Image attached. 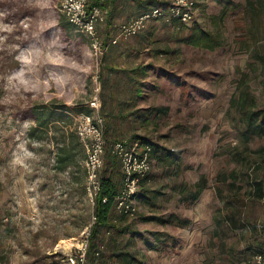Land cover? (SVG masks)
Instances as JSON below:
<instances>
[{
	"label": "rangeland",
	"instance_id": "374dc122",
	"mask_svg": "<svg viewBox=\"0 0 264 264\" xmlns=\"http://www.w3.org/2000/svg\"><path fill=\"white\" fill-rule=\"evenodd\" d=\"M167 1L115 0L101 38ZM194 1L198 28L223 38L215 51L180 44L188 27L152 20L96 58L87 37L64 25L60 0H0V264H71L75 250L56 246L78 241L92 222L83 152L60 171L59 133H29L32 114L54 104L70 108L72 130L79 107L102 117L107 151L133 139L156 146L138 214L110 212L96 228L93 264H119L122 253L134 264H234L225 257L248 232L264 249V138L246 142L230 106L246 86L264 109V0ZM112 160L107 153L101 178L117 192L122 173Z\"/></svg>",
	"mask_w": 264,
	"mask_h": 264
},
{
	"label": "built area",
	"instance_id": "2783aa9c",
	"mask_svg": "<svg viewBox=\"0 0 264 264\" xmlns=\"http://www.w3.org/2000/svg\"><path fill=\"white\" fill-rule=\"evenodd\" d=\"M110 0H60V10L68 23L83 32L87 37L90 50L96 58H102L107 51V45L99 34L108 18ZM152 20L177 21L180 25L190 26L196 20V2L194 0H171L167 5L153 8L137 18L120 23L116 36L109 38L108 45H115L120 39L126 40L143 31ZM90 106L99 108L98 98L92 99ZM75 132L85 153L84 194L92 208L95 207L97 196L102 191L101 171L104 168L106 142L104 137V121L100 116L92 118L79 114L75 119ZM109 152L120 165L122 182L120 189L113 197V208L118 214L134 218L139 212L138 197L141 185L153 168L152 148L139 141H118L110 146ZM101 203L107 204L104 197ZM96 224L95 217L85 228L79 240L75 255L70 254L71 264H84L85 254L89 246L92 228ZM109 233V232H107ZM98 256V252L95 253ZM247 264H264V250L257 251Z\"/></svg>",
	"mask_w": 264,
	"mask_h": 264
},
{
	"label": "trees",
	"instance_id": "16d2710c",
	"mask_svg": "<svg viewBox=\"0 0 264 264\" xmlns=\"http://www.w3.org/2000/svg\"><path fill=\"white\" fill-rule=\"evenodd\" d=\"M114 1L115 0H110L107 3V5H105L106 7L109 8V15L106 20V23L103 26L112 25L111 8H112ZM170 1L171 0L165 3L156 4L155 6L151 7L148 11L144 13L149 12L155 7L167 5ZM15 12L17 13V11ZM144 13H141L135 18L141 16ZM153 21H158V20H153ZM168 22H174V20L168 21ZM64 25L67 26L68 28L69 26L73 27L72 25L68 23V21L66 23L64 22ZM83 36H84L83 32L81 31L78 32V37L81 38ZM108 43H109V39L105 41V45H107V50L110 46H112V45H108ZM179 43L185 44L193 48H199V49H204V50L213 52L223 45V38L219 34L214 35L209 32L202 31L199 28L194 27L191 30V34L189 35V37L186 39L180 40ZM258 60L262 64H264V57H259ZM230 106L231 108H234L235 110H237L241 115L240 120L244 128L243 137L245 138L246 142L250 141L254 137L264 138V109H261V110L257 109L254 97L249 93L248 88H246V86L241 87L237 98L231 100ZM38 110L39 111H37V113L32 114L34 116L35 126L30 128L29 133H31V136L34 137L36 133L42 134L41 132L44 133L51 126L55 130V132L59 133V138L61 142V149H60L61 154L57 156L56 158L57 166L59 170L64 171L66 168L73 165L75 163V158H76V154L78 151L83 152V156H84L83 159H85V153L83 151L82 145L79 143V140L75 132V128L74 130H72V119L65 115V113L69 112L70 108L67 107L65 104H54L50 107H41ZM76 112H77V115L79 114L89 115L88 107H79L76 109ZM104 128H105V125H104ZM104 137H105V129H104ZM35 139L37 141H42L43 137L38 135L35 137ZM133 140L139 141L142 144L150 145L152 148V158L155 160V151H156L155 145H151V143H149L148 141L142 140V139H133ZM106 146H107V143H106ZM109 149L108 151L106 150V154L108 153L110 155ZM260 150H263L264 152V147L263 149H260ZM111 163L113 165H119V162L115 158H113ZM204 183H205V178L204 176H201V179L199 180V183L197 185L198 187L197 194L201 193L202 190L204 189V186H205ZM101 186H102V191L98 194L96 205L93 208V217H95L96 219V224L92 228L89 246L85 254L84 260L86 264H93L92 260L95 258L94 251H93V247H94L93 240L96 235V228L99 226L107 225L110 212L112 211V208H113V197L116 194V189L112 185L110 179L101 178ZM104 197L108 198V203L103 205L101 203V200Z\"/></svg>",
	"mask_w": 264,
	"mask_h": 264
},
{
	"label": "crops",
	"instance_id": "0c3cea01",
	"mask_svg": "<svg viewBox=\"0 0 264 264\" xmlns=\"http://www.w3.org/2000/svg\"><path fill=\"white\" fill-rule=\"evenodd\" d=\"M114 3H115V1H114ZM113 3V4H114ZM114 5H112V8H111V22H112V20H114V18H113V14H114V11H115V7H113ZM197 20H198V9H197V4H196V20H195V22L192 24V25H190V26H184V25H181V26H184V27H188V28H190V29H188L189 30V34H188V36L186 37V38H188L189 37V35L191 34V30L194 28V27H196V28H198V26L196 25V23H197ZM158 21H161V20H158ZM164 21V20H163ZM164 22H166V21H164ZM175 22V21H174ZM177 23V22H176ZM179 24V23H178ZM180 25V24H179ZM206 32V31H205ZM214 35H216V34H214ZM185 38V39H186ZM180 41V40H179ZM195 49H199V48H195ZM202 50H204V49H202ZM205 51H207V50H205ZM210 52V51H209ZM109 81H115V80H112V79H109ZM118 84V83H117ZM131 141H134V140H131ZM131 141H128V142H131ZM154 163H155V160L153 159V165H154ZM149 176V175H148ZM148 176H147V178L143 181V183H142V185H141V188L143 187V185L145 184V182L147 181V179H148ZM204 178H205V176H204ZM200 179H201V177H200ZM199 179V180H200ZM205 182H206V180H205ZM198 183H199V181H198ZM198 183H197V185H198ZM205 184V183H204ZM204 188H205V186H204ZM197 190H198V187H197ZM204 190V189H203ZM202 190V191H203ZM200 194V193H199ZM198 194H197V192H196V195L193 197V199H195L196 198V196H197ZM247 227V226H246ZM216 230H217V227H215V229L213 230V235L212 236H215L217 233H216ZM245 230H246V228H245ZM245 230H244V232H245ZM247 230L249 231V229H248V227H247ZM257 234V233H256ZM249 236H250V232H248V234H245L244 235V239L241 241V243H240V246L238 247L239 248V253H235L234 254V257H229V256H226L225 257V259H231V260H233V259H238V261H234V264H247L250 260H251V258L253 257V255L257 252V251H259V250H264L263 248H261V249H258L259 248V244H257L256 243V241L255 240H251V241H247V237L249 238ZM250 255H249V254ZM117 260H119L120 261V263L119 264H134L136 261V259L134 258V257H132L131 255H129L128 253H122V255H119L118 256V259Z\"/></svg>",
	"mask_w": 264,
	"mask_h": 264
},
{
	"label": "bare ground",
	"instance_id": "6f19581e",
	"mask_svg": "<svg viewBox=\"0 0 264 264\" xmlns=\"http://www.w3.org/2000/svg\"><path fill=\"white\" fill-rule=\"evenodd\" d=\"M79 243L74 239L69 240H61L59 244L56 246L57 250H61L64 253L68 254L71 252L72 248L78 247Z\"/></svg>",
	"mask_w": 264,
	"mask_h": 264
}]
</instances>
